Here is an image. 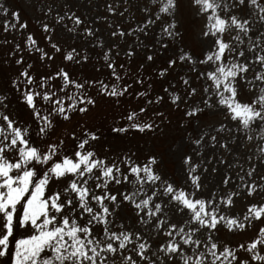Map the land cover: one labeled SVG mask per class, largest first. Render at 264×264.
Instances as JSON below:
<instances>
[{"label": "snow or ice", "instance_id": "6c2138e0", "mask_svg": "<svg viewBox=\"0 0 264 264\" xmlns=\"http://www.w3.org/2000/svg\"><path fill=\"white\" fill-rule=\"evenodd\" d=\"M155 5L145 25L160 22V51L147 54L149 62L169 50L165 38L184 40L177 30L181 0H155ZM190 5L203 20L197 36L201 54L196 56L191 48L178 46V51L165 59L167 66L158 71L159 77L166 78L169 69L183 64L196 74V82H202L198 92L189 78L180 76L185 86L183 98L179 90L170 91L171 85L164 88L172 105L178 109L186 105L183 117L189 122L186 134L170 149L179 160L176 177L165 170L163 154L151 153L143 159L135 153L114 158L98 155L91 144L100 139L95 130L85 128L83 138L71 132V147L63 138L52 142L44 139L51 135L58 118L69 121L96 104L87 88L96 87L104 96L117 98L116 103L129 92L130 85L118 84L121 76L117 66L108 62V52L103 58L112 70V83L80 81L63 67L35 76L33 65H25L24 56L18 55L24 51L20 44L8 52L16 57L14 64L21 66L10 81L12 89L19 93L20 105L36 125L40 142L32 139L31 125L9 110L7 92L0 91V258L9 257L10 264H264V226L236 246L221 243L215 235L220 227L242 232L254 221L264 220V202L248 203L243 214H232L234 198L242 192L252 196L258 189L264 190V184L246 182L245 176H240L241 183L224 192L221 188L229 185L232 176L220 170L227 163L222 154L233 152L221 135L226 130L233 132L230 124L249 141L253 137L248 132L255 126L256 136L264 141V0H190ZM108 10L114 11L111 7ZM0 11L7 16L9 8L0 3ZM11 17L15 23L6 19L5 32L27 27L20 22L18 11H12ZM64 18L57 15L58 21ZM68 18L75 25L82 23L74 13ZM42 28L51 42L49 25ZM83 32L94 35L89 27ZM112 35L124 36L125 32L118 29ZM25 44L28 52L39 53L40 61L53 59L37 46L31 34ZM51 48L60 52L56 43H51ZM133 54L131 48L126 53ZM75 57H79L76 63L88 60L75 48L64 55L69 61ZM250 68L258 69L251 80L247 79ZM240 82L258 88L254 98L240 99ZM135 83L143 84V80L137 77ZM135 94L142 97L147 93ZM197 95L199 103L187 104V98ZM162 100L157 95L147 103ZM205 112L218 114L222 120L201 121ZM138 113L146 114V109L129 111L126 122L110 131L119 136L133 129L145 133L158 128L154 119H142ZM153 115L163 117L162 112ZM193 120L196 126L189 130ZM259 151L264 153V147ZM228 167L232 165L228 163ZM254 171L250 168L246 176L251 178ZM216 173L220 181L214 189L206 190L205 181ZM260 180L264 181V176ZM53 184L59 187L53 190ZM113 185L117 187L113 189ZM125 208L133 215L125 217ZM17 227L25 231L20 238L14 236ZM13 240L14 251L10 248Z\"/></svg>", "mask_w": 264, "mask_h": 264}, {"label": "rangeland", "instance_id": "374dc122", "mask_svg": "<svg viewBox=\"0 0 264 264\" xmlns=\"http://www.w3.org/2000/svg\"><path fill=\"white\" fill-rule=\"evenodd\" d=\"M0 3L9 8L7 16L0 11V41H3L0 45V57L2 53L4 55L3 60L8 61L7 72L11 75L10 79L16 77L21 66L14 64L16 57L9 56L8 52L14 49L15 44H20L24 51L19 52L18 55L24 56L25 65L28 63L33 65L32 74L35 76L49 74L63 67L72 78L80 81L94 79L112 83L114 82V78L111 76L112 70L106 66L108 62H112L117 66L116 70L121 76V81L118 84L122 86L127 83L131 86L128 93L118 98L119 103H116L117 98L107 97L99 93L96 87L87 88V94L93 96L96 104L90 106L87 113L74 114L69 121L58 118L51 135L45 137V140L52 142L63 138L71 147V142L74 139L70 135L71 132L74 131L83 138L82 133L85 128L95 130L100 134V139L92 141L91 144L98 155L114 158L122 153H135L143 159L151 153L163 154L165 170L173 177L179 174V160L171 155L170 149L174 144L179 143L182 136L186 134L184 129L189 122L187 118L183 117V109L186 105H181L179 109L172 105L170 97L164 92V88L171 85L170 91L179 90V94L183 98L185 97V86L180 82V76L189 78L192 86L198 88V92L201 90L202 82H196V74L190 72L188 67L183 64H178L173 69H169L170 77L167 75L168 79L165 81L159 79L158 71L162 66H167L165 59L177 52L178 46L191 48L196 56L201 54L202 46L199 44L197 36L203 20L195 15L190 0H181V9L177 13V30L184 35L183 42L165 38L169 41V50L164 52L163 57L154 56V60L151 62L146 60V55L160 51L157 43L160 39V22L145 25V21L149 17V12H154L156 9L155 0H0ZM109 7L114 11H109ZM12 11H18L19 16L21 15L20 21L26 23L27 32L24 35L23 33L11 34V29L8 32L3 30L6 19L9 23H15L11 17ZM72 13L81 18L82 23L80 25H75L74 21L68 18V15ZM57 15L64 16V20L58 21ZM43 24H48L51 29V42L46 39L49 33L44 32ZM85 27L91 28L94 35L86 36L83 32ZM72 28L76 30L69 31ZM118 29L124 31L125 35L113 36L112 33L117 32ZM28 34H31L37 41L38 47L53 56L51 61L47 59L40 61L39 53L27 51L25 42ZM228 38L226 34L225 39ZM51 43H56L60 52H55L51 48ZM72 48H75L81 55H87L88 60L80 63L75 62L79 57H75L71 61L65 60L64 55ZM130 48L134 52L132 56L126 55ZM105 52H108L110 57L108 62L103 58ZM141 64L144 65L143 68L140 67ZM120 65H123V68H120ZM255 70L250 68L247 79L251 80ZM137 77L143 80V84L135 83ZM2 88L0 91L5 90ZM136 92L147 94L139 97L135 94ZM257 92L258 88H249L245 82H240L239 97L242 101H249L254 98ZM157 95L163 97L161 102H154L151 105L147 103L150 99L154 100ZM199 101V95L187 98L189 105L194 102L199 103ZM140 107L146 109V114L138 113L140 117L142 119L150 117L154 119L158 125L157 129L145 133H139L133 129L127 134H120L119 136L110 131L113 126H120L126 122L129 111L138 112ZM9 110L13 115L31 125L32 139L40 142V138L36 135V125L28 117L27 110L19 102L14 106L9 103ZM154 112H162L163 117L154 116ZM176 120L177 123L175 124ZM200 120L215 123L222 120V117L218 114L209 115L205 112L200 115ZM196 123L197 121L193 120L189 130H192ZM171 127H175L173 128L175 131ZM201 127L204 125L201 124ZM229 127L233 128V132L229 134L226 130L221 135L227 138L233 152L222 154L227 163L221 166L220 170L227 171L232 176V180L227 187H222L221 191L234 190L241 183L240 176H245L246 182L255 180L258 184H264V181L260 180V177L264 176V153L259 151L261 147H264V141L256 136L255 126L253 130L248 132V135L253 137L251 141L244 138L243 132H235L234 125L230 124ZM228 163L232 165L231 168L228 167ZM250 168H254L255 171L252 177L248 178L246 173ZM220 179L219 173L209 175L205 181L206 190L214 189ZM58 187V185H52L53 190ZM112 187L115 189L117 186L113 185ZM251 202H264V190L258 189L252 196H247L242 192L239 197L234 198L232 214H243L246 211V205ZM123 215L130 217L133 214L130 209L125 208ZM260 226H264V220L254 221L250 227L242 232H228L225 228L220 227V231L215 235L221 243L236 246L239 243H246L254 236ZM15 231L19 234L18 236L14 235L16 238L25 234L24 229L19 227ZM11 250L14 251L13 248ZM241 254L243 255V253ZM0 264H10V262L7 263V256L0 258Z\"/></svg>", "mask_w": 264, "mask_h": 264}, {"label": "trees", "instance_id": "16d2710c", "mask_svg": "<svg viewBox=\"0 0 264 264\" xmlns=\"http://www.w3.org/2000/svg\"><path fill=\"white\" fill-rule=\"evenodd\" d=\"M20 12H23V10H20ZM20 17H21V15H20ZM21 22V21H20ZM27 32V29L26 28H24V29H21L20 31H19V27L17 26V29L16 30H11L10 31V33L12 34H20V33H23V35L25 34ZM3 41H0V45H1V43H2ZM3 54L1 53V57H0V89L3 87L6 91H7V95H8V97H9V101H10V104H12V106H14V105H16V103H18L19 101H18V97H19V93H17V92H15V90L14 89H12V86H11V83H10V81H11V75H10V73L9 72H7V69H8V67H7V64H5L4 63V60H3ZM162 67H164V66H162ZM167 75H169V77H170V74H167ZM159 77V76H158ZM159 79L161 80V81H165L166 79H168V76L166 77V78H161V77H159ZM2 88V90H4ZM4 90V91H5ZM5 91V92H6ZM177 123V120L175 121V124ZM173 128H175V127H173ZM172 127H171V129L173 130V131H175L174 129H173ZM51 141V140H50ZM136 152V151H135ZM15 236H18L19 234H17L16 233V231H15V234H14ZM16 238V237H15ZM10 247L11 248H13V250H14V240H13V242H12V244L10 245ZM5 260V259H4ZM10 262V260H9V257H7V263H9Z\"/></svg>", "mask_w": 264, "mask_h": 264}]
</instances>
